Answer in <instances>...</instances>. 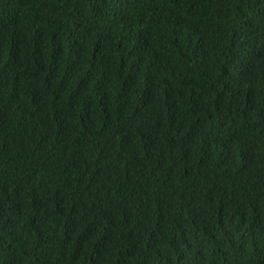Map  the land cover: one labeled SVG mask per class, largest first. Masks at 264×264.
<instances>
[{
  "label": "trees",
  "instance_id": "obj_1",
  "mask_svg": "<svg viewBox=\"0 0 264 264\" xmlns=\"http://www.w3.org/2000/svg\"><path fill=\"white\" fill-rule=\"evenodd\" d=\"M0 264H264V0H0Z\"/></svg>",
  "mask_w": 264,
  "mask_h": 264
}]
</instances>
